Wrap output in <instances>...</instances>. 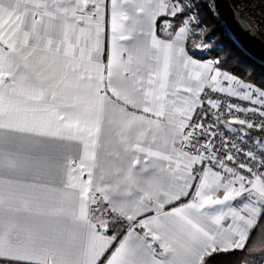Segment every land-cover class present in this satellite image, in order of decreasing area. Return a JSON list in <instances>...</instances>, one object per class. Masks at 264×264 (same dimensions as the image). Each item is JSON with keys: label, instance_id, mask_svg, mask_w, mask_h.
<instances>
[{"label": "snow or ice", "instance_id": "snow-or-ice-1", "mask_svg": "<svg viewBox=\"0 0 264 264\" xmlns=\"http://www.w3.org/2000/svg\"><path fill=\"white\" fill-rule=\"evenodd\" d=\"M198 3L0 0V264L264 253V136L218 131L264 133V88L195 57Z\"/></svg>", "mask_w": 264, "mask_h": 264}, {"label": "trees", "instance_id": "trees-1", "mask_svg": "<svg viewBox=\"0 0 264 264\" xmlns=\"http://www.w3.org/2000/svg\"><path fill=\"white\" fill-rule=\"evenodd\" d=\"M230 1L236 10L235 1ZM195 10L199 13L201 23L207 26L208 32L205 40L210 45L202 54L195 52V57L204 60L220 59V66L224 71L239 76L257 87L264 88V66L248 57L239 48L225 27L209 10L206 0H199ZM262 38L264 39V34H262ZM260 136H264V133H260L258 137ZM245 258H247L248 264H262L264 253L257 249L250 253L226 254L221 257L218 264H244Z\"/></svg>", "mask_w": 264, "mask_h": 264}, {"label": "built area", "instance_id": "built-area-1", "mask_svg": "<svg viewBox=\"0 0 264 264\" xmlns=\"http://www.w3.org/2000/svg\"><path fill=\"white\" fill-rule=\"evenodd\" d=\"M236 4V11L239 15L247 22V24L262 38L264 34V0H234ZM263 39V38H262ZM264 40V39H263ZM239 90L237 86V91ZM211 96L217 99L220 103L221 109L227 110L229 103L232 105H238L240 107H250V102L243 101L235 96H228L225 93H210ZM203 95V94H202ZM258 107V106H257ZM233 114L241 118H253V113L249 112L247 114L241 112H235L233 109ZM256 121H259L258 113L255 117ZM233 128L240 129L244 126L232 125ZM220 135L223 137V144L226 146L225 151L230 150L232 143L240 144L245 150L252 147L254 140L260 134L259 131H252L253 139L252 140H239V134H234L229 132L226 127L223 125L218 129ZM235 137V139H234ZM221 141L218 139L217 144L219 145Z\"/></svg>", "mask_w": 264, "mask_h": 264}, {"label": "water", "instance_id": "water-1", "mask_svg": "<svg viewBox=\"0 0 264 264\" xmlns=\"http://www.w3.org/2000/svg\"><path fill=\"white\" fill-rule=\"evenodd\" d=\"M216 19L225 27L239 48L264 66V40L235 10L230 0H216Z\"/></svg>", "mask_w": 264, "mask_h": 264}, {"label": "rangeland", "instance_id": "rangeland-1", "mask_svg": "<svg viewBox=\"0 0 264 264\" xmlns=\"http://www.w3.org/2000/svg\"><path fill=\"white\" fill-rule=\"evenodd\" d=\"M196 52H197V53H200V54H202V53H203V51H199V50H197Z\"/></svg>", "mask_w": 264, "mask_h": 264}, {"label": "crops", "instance_id": "crops-1", "mask_svg": "<svg viewBox=\"0 0 264 264\" xmlns=\"http://www.w3.org/2000/svg\"><path fill=\"white\" fill-rule=\"evenodd\" d=\"M137 231H139V229H138ZM158 258H161V257H158ZM262 264H264V261H263V263H262Z\"/></svg>", "mask_w": 264, "mask_h": 264}]
</instances>
